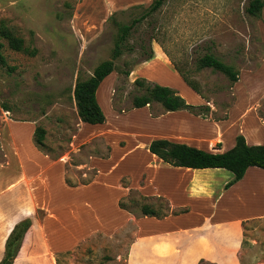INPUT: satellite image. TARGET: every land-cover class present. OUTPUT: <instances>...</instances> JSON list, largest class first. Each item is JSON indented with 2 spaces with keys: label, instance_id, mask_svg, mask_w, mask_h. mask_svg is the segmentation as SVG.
<instances>
[{
  "label": "rangeland",
  "instance_id": "obj_1",
  "mask_svg": "<svg viewBox=\"0 0 264 264\" xmlns=\"http://www.w3.org/2000/svg\"><path fill=\"white\" fill-rule=\"evenodd\" d=\"M249 1L168 0L132 31L127 40L132 51L125 49L115 60L116 70L99 94L101 104L107 107L109 102L120 118L132 112L134 97L144 94V89L134 83L145 79L137 68L154 53V48L160 47L170 66L195 82L209 101L197 105L209 106V113L194 116L227 119L228 111L236 105L237 93L246 98L244 105L258 109L264 122V9L260 17L247 15ZM150 3L151 0H0V26L22 37L25 46L37 49V55L31 57L11 50L7 41L0 39L7 61L6 66L0 65V245L5 244L14 222L30 218L33 224L14 264H128L129 247L138 233L137 222L116 219L97 231L74 229L57 206L60 169L48 170L51 163L57 165L60 161L63 181L77 187L96 175V170L87 167L91 157L106 158L112 152L102 136L80 141V117L73 92L77 82L89 79L100 63L112 59L119 26L139 18ZM207 53L234 66L240 72L239 81L231 84L225 75L212 69L199 70L198 59ZM148 69L162 83L179 87L194 99L196 94L177 78V70L162 65L155 71L153 67ZM3 104L9 112L2 108ZM162 109L157 103L147 106L153 117L162 114ZM25 123L46 130L43 149L33 140L35 149L28 153L25 140L14 135V130L20 132L19 126ZM258 137L264 140V130ZM33 154L39 155L34 159ZM44 160H48L47 164ZM251 177L247 199L238 209L240 214L264 213V174ZM122 184L128 186V179L124 178ZM82 195L100 199L116 196L103 186ZM121 201L136 218L142 216L143 204L162 205L163 213L169 211L165 201L143 199L134 190ZM243 234L240 263L264 264V219L246 223Z\"/></svg>",
  "mask_w": 264,
  "mask_h": 264
},
{
  "label": "crops",
  "instance_id": "obj_2",
  "mask_svg": "<svg viewBox=\"0 0 264 264\" xmlns=\"http://www.w3.org/2000/svg\"><path fill=\"white\" fill-rule=\"evenodd\" d=\"M169 63L167 56L157 47L154 48L153 57L140 65L137 71L147 81L174 88L188 104L197 106L207 103L196 92L192 100L179 87L162 83L148 73L149 67L155 71L158 65L174 69ZM176 75L184 82L177 71ZM109 76L96 93L106 118L105 123L90 125L80 119L79 130L82 135L80 141L102 136L106 144L111 146L112 152L106 158L91 157L87 167L96 170V175L89 183L77 187H70L63 181L60 161L57 165L51 163L48 170L54 167L60 169L57 176L60 193L57 206L63 212L66 222L72 224L74 229L80 227L79 231H97L101 225L109 226L116 219L123 220L122 223L134 219L138 233L129 247L128 264H200L201 261L241 264L239 255L243 247L244 225L252 220L264 219V213L245 215L243 212L242 215L238 209L247 199L246 190L251 176L264 174V169L248 168L243 179L227 189L226 185L234 177L230 171L173 167L152 154L149 145L154 140L166 139L221 154L234 148L239 134L244 136L250 146L264 145V140L258 137L260 130H264L258 109L244 105L246 98L235 93L238 98L236 105L228 111V118L224 120L201 119L184 110L165 112L163 109L162 114L153 117L147 106L134 108L120 118L111 110L109 102L105 107L99 99L100 91ZM18 130L20 132L14 130V135L24 139L28 153L32 152L35 149V127L25 123ZM37 155L31 156L35 159ZM129 159H132L131 163H126ZM44 161L47 164L48 160ZM124 178L128 179V186H123ZM95 186L111 189L116 196L100 199L82 195ZM132 190L146 199H162L167 203L168 213L163 217L142 214L136 218L129 208L120 207V201L129 197ZM19 221L21 219L11 226L6 239ZM4 246L3 242L0 245L1 251Z\"/></svg>",
  "mask_w": 264,
  "mask_h": 264
},
{
  "label": "trees",
  "instance_id": "obj_3",
  "mask_svg": "<svg viewBox=\"0 0 264 264\" xmlns=\"http://www.w3.org/2000/svg\"><path fill=\"white\" fill-rule=\"evenodd\" d=\"M167 1L168 0H151L149 7L143 15L134 19L130 24L120 25L112 52V59L100 63L89 79L77 82L73 93L76 100L78 115L83 123L90 125L105 123L106 118L96 96L99 86L106 77L116 70L115 60L123 55L124 50L129 49L132 51V48H128L127 46V40L132 31L136 29L142 21L161 10ZM263 9L264 0H250L245 12L251 17H260ZM0 39L6 40L8 47L11 50L24 53L31 57L37 55V49L25 46L24 39L16 36L12 30L4 25L0 26ZM4 47L5 45L0 41V65L2 66L7 65L6 58L2 53ZM152 57L153 53L147 57L146 61L150 60ZM197 63L199 70L205 68L212 69L217 73L225 75L231 84L237 83L240 79V72L234 66L224 63L211 53H207L200 57ZM175 69L184 82L194 92L209 102L195 82L188 79L178 68L175 67ZM126 74L129 75V72ZM134 83L141 89H144V94L136 96L133 99V107L136 109L149 106L153 103H158L166 112L184 110L198 116H206L210 111L209 106H194L188 104L176 90L170 87L153 84L146 79H136ZM2 108L7 112L10 111L6 104H3ZM45 139L46 130L42 127H37L34 132L35 145L38 148L43 149L45 147ZM149 151L160 158L163 162L173 167L190 169H225L230 171L234 177L226 185L227 189L242 180L248 168L257 167L264 169V145L250 146L246 143L244 136L241 134L237 136L234 148L221 154L206 152L186 144L174 143L166 139L152 141L149 145ZM131 202L136 203L135 200H131ZM120 207L128 209L127 205L122 201H120ZM140 209L142 214L146 216H165V212L163 213L162 210V205L154 206L143 204L140 206ZM32 225V220L30 218L23 219L14 225L6 239L4 253L0 260V264L15 263L22 249L26 235ZM203 263L206 262H200V264Z\"/></svg>",
  "mask_w": 264,
  "mask_h": 264
},
{
  "label": "bare ground",
  "instance_id": "obj_4",
  "mask_svg": "<svg viewBox=\"0 0 264 264\" xmlns=\"http://www.w3.org/2000/svg\"><path fill=\"white\" fill-rule=\"evenodd\" d=\"M104 104V103H103Z\"/></svg>",
  "mask_w": 264,
  "mask_h": 264
}]
</instances>
